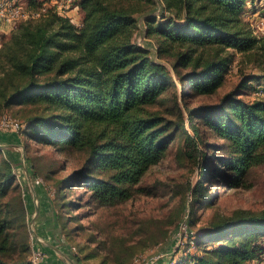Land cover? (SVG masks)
<instances>
[{
	"label": "trees",
	"instance_id": "trees-1",
	"mask_svg": "<svg viewBox=\"0 0 264 264\" xmlns=\"http://www.w3.org/2000/svg\"><path fill=\"white\" fill-rule=\"evenodd\" d=\"M248 1L253 0H163L170 15L161 20L148 17L147 36L156 39L159 58L172 59V72L135 41L136 14L142 4L155 0H79L78 21L50 8L39 19L22 20L4 43L0 57L7 69L0 74V106L44 107L48 114L29 120L26 134L61 152L85 154L84 164L60 190L82 189L80 200L88 198L90 206H115L142 193L143 176L166 156L168 143L180 131L189 158L203 140L202 130L224 141L221 148L226 155L218 157L223 169L206 163L204 179L230 188L249 187L251 170L264 165V100L247 102L233 91L219 103L187 107L188 120L198 123L192 126L195 135L187 130L179 105L178 115L173 107L157 108L171 87L176 88V81L187 84L185 97L216 93L234 60L228 50L247 52L258 47L259 39L242 20ZM42 6L40 1L29 0L30 9ZM262 42L259 49L264 51ZM14 180L11 163L2 159L0 264H30L26 244L20 246L19 258L11 254L17 247L11 241V227L18 223L17 217H24L19 211L12 217L4 201ZM197 193L203 198L197 200L204 204L215 197H205L204 187ZM72 204L68 201L63 206ZM187 223L188 227L196 224L193 219ZM190 237L196 253L173 258L168 264L260 261L264 212L221 217ZM95 257L91 254L85 259Z\"/></svg>",
	"mask_w": 264,
	"mask_h": 264
},
{
	"label": "rangeland",
	"instance_id": "rangeland-1",
	"mask_svg": "<svg viewBox=\"0 0 264 264\" xmlns=\"http://www.w3.org/2000/svg\"><path fill=\"white\" fill-rule=\"evenodd\" d=\"M37 1L54 7L64 4L66 0ZM18 2L28 7L29 0ZM75 4L73 1L71 7ZM168 15L163 0L142 4L141 11L136 14L138 28L135 41L148 48L151 57L167 65L172 72V59L158 57L157 41L147 36L146 26L148 17L156 16L157 20H161V17ZM242 20L246 29L260 42L257 48L247 52L228 50L234 60L224 85L211 95L185 97L187 84L176 81V88L171 87L167 99L157 106L162 111L173 107L178 115L179 105L191 135H195L192 126L198 123L188 120L187 107L192 109L219 103L222 97L233 91H238L237 95L247 102L264 100V51L259 49L264 40V0L248 1ZM11 33L8 29L0 30V52L4 43L11 38ZM5 69V59L0 57L1 76L5 74ZM250 79H254L252 84L243 87ZM45 114L48 113L44 112V107L38 105L0 106V163L2 159L10 162L15 175L4 201L8 203L12 217L17 216L18 211L24 215L23 218H16L18 223L10 230L13 235L11 241L17 243L15 251L11 253L13 259L19 258L20 246L26 244L29 263L32 264L34 255L41 252L42 258L38 262L41 264L46 254L35 248V239L42 232H48L57 234L63 243H67L72 255L76 259L81 258L85 264H150L156 256L161 257L157 264L170 263L173 258L176 260L190 253L195 254L197 247L190 236L208 229L212 221L241 212H264V165L251 170L247 179L251 185L249 187L245 184L240 188H230L225 183H212L203 178V166L210 163L221 170L223 165L218 157L226 155L221 148L224 141L208 130H202L203 140L198 143L192 158L186 154V142L180 131L168 143L166 156L143 176L139 184L144 189L142 193L115 206H90L88 198L80 200L82 189L60 190L72 172L84 164L85 154L73 150L61 152L54 145L32 139L26 134L29 120ZM176 115L172 118H179ZM9 121L18 122L20 127L15 129L3 125ZM210 159L212 161H208ZM201 187H204L205 197L215 196L210 204L198 201L203 200L202 194L197 193ZM34 189H39L40 195L43 193L44 204L39 197L30 201L29 191ZM62 193H65L64 197ZM68 201L74 204L64 207L63 203ZM51 218L57 224L55 233L51 232L50 225L47 226ZM188 219H193L195 226L188 227ZM91 254L96 257L86 260L85 257Z\"/></svg>",
	"mask_w": 264,
	"mask_h": 264
},
{
	"label": "built area",
	"instance_id": "built-area-1",
	"mask_svg": "<svg viewBox=\"0 0 264 264\" xmlns=\"http://www.w3.org/2000/svg\"><path fill=\"white\" fill-rule=\"evenodd\" d=\"M78 2L79 0H66L64 4L56 5L54 7L47 5H43L40 9H30L28 7H24L21 5L18 0H0V30L8 29L9 31H13L16 29L18 24L22 20L27 19H39L45 15L46 12L49 11L50 8L53 11L61 14V15H68L70 10H77L79 11V7L75 4L71 7L72 2ZM76 24H79L78 22ZM3 125L5 126H12L15 129L20 127L18 122H4ZM35 244V243H34ZM42 258V254L36 253L34 255V259L32 260V264H38L39 260ZM160 256L153 257L150 261V264H157L159 261ZM264 257L260 261H254V264H264Z\"/></svg>",
	"mask_w": 264,
	"mask_h": 264
},
{
	"label": "crops",
	"instance_id": "crops-1",
	"mask_svg": "<svg viewBox=\"0 0 264 264\" xmlns=\"http://www.w3.org/2000/svg\"><path fill=\"white\" fill-rule=\"evenodd\" d=\"M68 16H73L77 21L78 19L80 20V14L78 15L76 10H70L68 12ZM30 193H31L30 201L33 202L37 200V197H39L42 201V204H44L43 202L45 197L43 196V193L42 195H40L41 191L39 189L37 190L34 189L33 191L31 190L29 191V194ZM38 211L39 210L37 209L36 213H38ZM48 222L49 223L47 224V226L50 225L51 232L55 233L58 230L56 229L57 224L55 220L51 218V220ZM35 240H36L35 248H37V250L43 251L46 254V257L41 264H85V261L76 259V257L72 255V253L69 251L67 247V243H63L57 234L54 235V234H48V232H42L40 235H37V238ZM162 263L168 264L167 262L166 263L161 262V264Z\"/></svg>",
	"mask_w": 264,
	"mask_h": 264
}]
</instances>
